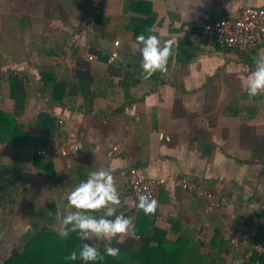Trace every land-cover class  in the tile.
<instances>
[{
  "label": "crops",
  "instance_id": "obj_1",
  "mask_svg": "<svg viewBox=\"0 0 264 264\" xmlns=\"http://www.w3.org/2000/svg\"><path fill=\"white\" fill-rule=\"evenodd\" d=\"M130 1L0 0V109L14 113V90L25 94L20 121L34 137L47 135V147L56 150L19 154L0 143V164L21 167L1 199L0 239L9 235L12 246L2 248L0 264L38 228L59 233L62 218L76 211L66 195L96 170L115 178L117 214L135 226L141 213L144 231L148 225L155 238L161 232L168 242L183 238L188 264H264V252L254 247L264 245V95L250 97L245 87L264 54V34L241 51L221 47L204 27L264 0H144L155 12L148 35L175 40L168 72L149 79L132 28L146 8L135 12ZM115 50L119 57L111 62ZM109 141L122 149L110 155ZM74 144L76 152H60ZM36 155L52 164L49 173L42 161L35 165ZM130 167L167 180L153 198L155 214L133 206ZM178 177L220 194L219 205L182 189ZM142 239L134 232L119 244L83 241L129 256Z\"/></svg>",
  "mask_w": 264,
  "mask_h": 264
},
{
  "label": "trees",
  "instance_id": "obj_2",
  "mask_svg": "<svg viewBox=\"0 0 264 264\" xmlns=\"http://www.w3.org/2000/svg\"><path fill=\"white\" fill-rule=\"evenodd\" d=\"M129 3V6H132L130 8L135 12H140L142 10L140 7L146 8L143 16L134 20L132 28L136 37L140 35L139 31H142L143 35L148 36V27H151L153 21H155L153 8L144 0H131ZM145 4L148 5L145 6ZM13 95L16 98L14 113L0 109V143H9L19 148V154L25 153L29 149L47 147L49 145L47 135L45 137H34L35 135L33 136L32 131L26 130L24 124L20 121L25 110V94L14 90ZM45 117L48 118L47 115ZM56 149L58 150V148ZM38 161H42L40 165L46 171L52 166L50 163L46 164L45 160L36 155L34 158L35 165H39ZM18 163L17 161L7 165L0 164V205H2L1 199L7 188L10 185H15L16 180L19 178L17 175L21 173V167ZM7 172H10L11 175L5 177V173ZM15 176L17 177L16 179L14 178ZM145 222L147 221L142 219L140 213L136 219L133 231L143 239L136 247L137 250L129 256H126L122 252H119V255L116 257L108 256L106 247L110 245H106L99 250L101 255L104 256L103 260L85 262L79 258V253L85 242L78 232H71L67 238H62L53 229L38 228L29 237L22 238L21 250L10 255L1 264H133L132 260L136 262L135 264H188L185 257L187 243L183 241V238L168 242L166 241V232H161L162 236L155 238V235L148 234V225L145 226L147 230L144 231L143 224ZM151 236L152 241L155 240L153 244L148 238ZM73 251L77 253L78 258L76 260L66 259Z\"/></svg>",
  "mask_w": 264,
  "mask_h": 264
},
{
  "label": "clouds",
  "instance_id": "obj_3",
  "mask_svg": "<svg viewBox=\"0 0 264 264\" xmlns=\"http://www.w3.org/2000/svg\"><path fill=\"white\" fill-rule=\"evenodd\" d=\"M189 17H186L188 19ZM139 45L137 50L142 56V68L145 73L144 79H149L155 73L166 74L168 72L169 58L173 55L174 39H168L162 43L157 34L145 36L140 34L136 37ZM254 70L247 77L246 90L250 97L264 95V54L254 61ZM68 206L76 211L64 216L61 220L59 235L67 238L71 232H78L85 241L95 239H107L109 244L113 239L123 243L124 238L133 235L134 224L131 218L118 215L117 207L121 204L116 181L110 171L96 170L88 173V178L82 181L73 191L66 195ZM138 207L145 214H155L157 201L150 199L149 195H139ZM103 212L100 218L92 213ZM111 218V219H110ZM58 219L60 215L58 213ZM118 247H106L108 256L119 255ZM77 253L73 251L66 259L76 260ZM79 258L85 262L103 260L95 244L84 243L79 253Z\"/></svg>",
  "mask_w": 264,
  "mask_h": 264
},
{
  "label": "built area",
  "instance_id": "obj_4",
  "mask_svg": "<svg viewBox=\"0 0 264 264\" xmlns=\"http://www.w3.org/2000/svg\"><path fill=\"white\" fill-rule=\"evenodd\" d=\"M204 27L207 33L224 48L239 49L241 51L251 50L256 47L259 36L264 34V6L245 5L237 16L232 17L224 14L215 20L206 22ZM116 44L118 45L119 41H116ZM118 57L119 52L115 50L110 55L109 60L114 62ZM108 147L110 155L122 149V145L115 141H109ZM78 148V144H74L69 148L60 149V152L64 154L70 151L76 152ZM52 150L54 148L42 147L37 150V153L44 155ZM127 181L131 194L137 202H139V195H149L150 199L155 198L157 193L167 184L165 178L144 177L136 167L129 168ZM177 183L182 189L208 199L211 207L219 205L220 194L203 190L200 181L191 180L187 177H178ZM254 247L261 253L264 252L263 244L256 243Z\"/></svg>",
  "mask_w": 264,
  "mask_h": 264
},
{
  "label": "rangeland",
  "instance_id": "obj_5",
  "mask_svg": "<svg viewBox=\"0 0 264 264\" xmlns=\"http://www.w3.org/2000/svg\"><path fill=\"white\" fill-rule=\"evenodd\" d=\"M256 6V5H255ZM117 45V44H116ZM119 45V44H118ZM14 54H18V53H16L17 52V50H11ZM17 57H19V56H17ZM31 59L29 58V57H27V58H25L24 59V61H30ZM21 61V60H20ZM19 60H15V62H12L11 63V66H13V67H17L18 65H19V63H21ZM10 66V67H11ZM9 238V235L6 237V235H5V238H4V236H3V239L1 240L0 239V251H3L2 250V248H4V247H7V245L9 244V240H7ZM10 245V247L12 246V244H9ZM19 250H21V248H18ZM18 252V251H17ZM16 252V253H17ZM2 252H0V254H1Z\"/></svg>",
  "mask_w": 264,
  "mask_h": 264
}]
</instances>
